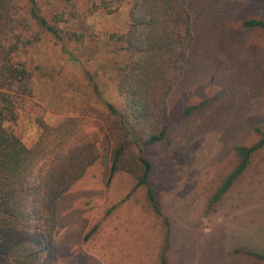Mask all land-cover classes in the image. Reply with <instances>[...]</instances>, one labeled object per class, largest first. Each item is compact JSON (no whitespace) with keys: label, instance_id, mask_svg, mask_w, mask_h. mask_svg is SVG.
<instances>
[{"label":"rangeland","instance_id":"rangeland-1","mask_svg":"<svg viewBox=\"0 0 264 264\" xmlns=\"http://www.w3.org/2000/svg\"><path fill=\"white\" fill-rule=\"evenodd\" d=\"M192 1L194 39L166 100L167 133L143 150L160 214L131 173L109 176L110 160L102 152L60 198L59 228L41 264H264L243 252L264 249V146L251 152L240 175L210 204L240 161L235 148L264 134V31L241 24L250 17L264 21V0ZM43 2L48 19L65 13L63 34L82 33L83 41H58L38 29L28 19L27 0H16L13 19L0 25V66L10 57L31 74V93L16 96V122L4 123L27 146L40 130L38 116L55 123L83 115L91 129L102 121L96 110L105 101H120L107 61L122 54L110 35L125 30L127 4ZM90 75L103 90L100 99L93 96Z\"/></svg>","mask_w":264,"mask_h":264},{"label":"trees","instance_id":"trees-1","mask_svg":"<svg viewBox=\"0 0 264 264\" xmlns=\"http://www.w3.org/2000/svg\"><path fill=\"white\" fill-rule=\"evenodd\" d=\"M15 1L0 0V25L13 19ZM43 1L27 0L28 19L58 41L66 38L82 42V33H62L59 23L67 20L64 12L50 19L42 13ZM119 1L127 4L126 28L112 33L110 39L119 45L122 54L112 63L108 60L107 67H111L109 76L120 101H105L104 107L96 110L102 121L93 128L89 129L92 123L88 124L90 119L83 115L65 116L55 123L38 116L35 121L40 130L33 143L25 145L4 123L16 122L21 106L16 96L31 93V74L25 65L10 63V57H5L0 66V264H41L59 228L60 198L102 152L110 160L109 176L118 170L131 173L137 186L147 187V198L160 214L148 186L151 165L143 150L166 136V100L184 72L194 39L193 1ZM241 24L264 31L260 18H246ZM89 82L93 96L100 99L103 90L97 79L90 75ZM94 109L89 104L86 108L88 114ZM262 146L264 134L249 147L235 148L240 161L211 196L210 204L240 175L251 152ZM164 223H168L166 218ZM243 252L264 259V254Z\"/></svg>","mask_w":264,"mask_h":264},{"label":"crops","instance_id":"crops-1","mask_svg":"<svg viewBox=\"0 0 264 264\" xmlns=\"http://www.w3.org/2000/svg\"><path fill=\"white\" fill-rule=\"evenodd\" d=\"M251 183H252V182H251ZM252 185H253V183H252ZM253 187H254V185H253L252 187H250V192L254 190ZM263 190H264V189H263ZM250 192H249V194H250ZM263 205H264V203H263ZM258 249H259V248H258ZM259 252L264 254V249H263V251H259ZM253 256H254V255H253ZM255 257H256V256H255ZM256 258H259V257H256ZM259 259H261V258H259ZM258 264H260V263H258Z\"/></svg>","mask_w":264,"mask_h":264}]
</instances>
